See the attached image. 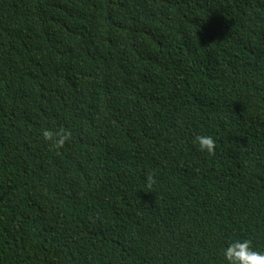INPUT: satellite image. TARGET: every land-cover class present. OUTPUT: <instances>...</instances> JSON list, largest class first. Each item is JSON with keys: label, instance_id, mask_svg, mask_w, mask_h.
<instances>
[{"label": "trees", "instance_id": "16d2710c", "mask_svg": "<svg viewBox=\"0 0 264 264\" xmlns=\"http://www.w3.org/2000/svg\"><path fill=\"white\" fill-rule=\"evenodd\" d=\"M238 238L264 251V0H0V264H224Z\"/></svg>", "mask_w": 264, "mask_h": 264}, {"label": "clouds", "instance_id": "9594fccd", "mask_svg": "<svg viewBox=\"0 0 264 264\" xmlns=\"http://www.w3.org/2000/svg\"><path fill=\"white\" fill-rule=\"evenodd\" d=\"M41 135L45 141H50L57 149L64 147L71 137V133L64 128L55 131L43 128ZM193 144L198 146L199 151L209 155L215 152L216 141L210 135L194 136ZM147 181L149 186L154 183L151 175L147 177ZM222 256L224 264H264V251L254 250L251 241L243 238L228 242L222 251Z\"/></svg>", "mask_w": 264, "mask_h": 264}]
</instances>
